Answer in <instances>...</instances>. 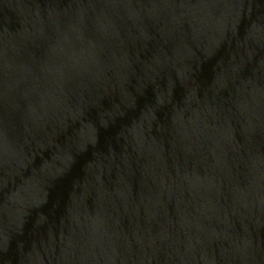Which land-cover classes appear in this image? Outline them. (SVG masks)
Wrapping results in <instances>:
<instances>
[{
	"label": "water",
	"instance_id": "water-1",
	"mask_svg": "<svg viewBox=\"0 0 264 264\" xmlns=\"http://www.w3.org/2000/svg\"><path fill=\"white\" fill-rule=\"evenodd\" d=\"M0 264H264V0H0Z\"/></svg>",
	"mask_w": 264,
	"mask_h": 264
}]
</instances>
